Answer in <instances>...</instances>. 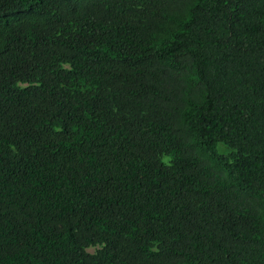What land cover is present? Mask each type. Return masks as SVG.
Listing matches in <instances>:
<instances>
[{
	"label": "trees",
	"instance_id": "1",
	"mask_svg": "<svg viewBox=\"0 0 264 264\" xmlns=\"http://www.w3.org/2000/svg\"><path fill=\"white\" fill-rule=\"evenodd\" d=\"M0 264H264V0H0Z\"/></svg>",
	"mask_w": 264,
	"mask_h": 264
}]
</instances>
